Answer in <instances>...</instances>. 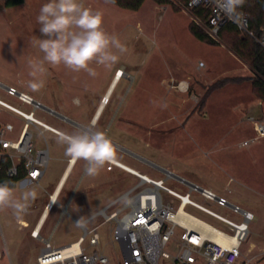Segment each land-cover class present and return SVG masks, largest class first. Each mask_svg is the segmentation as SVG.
Listing matches in <instances>:
<instances>
[{
    "label": "rangeland",
    "instance_id": "1",
    "mask_svg": "<svg viewBox=\"0 0 264 264\" xmlns=\"http://www.w3.org/2000/svg\"><path fill=\"white\" fill-rule=\"evenodd\" d=\"M47 2L23 0L7 7L5 0H0V82L15 86L48 109L88 124L85 112H93L96 107L92 105L97 106L101 98V103L105 101L116 70L123 67L125 75L113 86L106 106L105 117L111 116L100 128L112 142L130 152L115 148V160L153 179L165 180L166 186L181 194L189 191L177 181L166 179L147 163L150 161L252 212L257 219L249 224L242 251L249 255L252 245L254 253L264 249V138L241 146L255 136L249 117L264 119V99L258 97L253 87L250 66L232 51V44L243 37L234 32L221 34L215 45L199 41L190 32V26L195 25L192 13L179 0H170L167 5L146 1L137 12L105 0H82L86 7L103 13V29L118 37L126 52L117 53L119 61L110 68L92 62L89 66L96 71V76L83 70L73 72L63 64L53 67L45 63L47 71L40 77L44 87L33 92L27 86L33 79L29 75V61L43 57L34 40L46 38L40 33L36 18ZM75 98L80 100L78 106L73 103ZM0 99L25 113L33 111L36 119L60 131H78L61 123L57 116L42 108L34 109L1 89ZM0 121L11 122L16 128L24 123L20 116L1 106ZM29 132L35 150L48 147L50 161L41 185L17 183V187L37 191L29 212L17 218L11 209L0 211V264H36L44 243L32 239L30 232L64 169L63 161L69 158L65 155L66 145L57 143V135L44 131L42 136L33 126ZM78 165L81 173L85 172L79 184L82 188L95 175L87 174L86 161L80 160ZM105 166L96 176L106 186L110 200L121 197L138 183L135 176L118 169L107 173ZM79 181L80 177L72 184L70 181L59 197L60 204L67 205L68 195ZM85 191L82 190L79 200ZM16 195L19 196V191ZM162 195L167 200L168 195ZM191 196L231 221H242L229 208L200 195ZM121 206L122 202L108 214ZM185 210L215 228L226 230L225 224L212 217L191 207ZM18 220L30 226L20 228ZM76 220L79 218L73 204L67 213L56 206L42 236L51 238L56 248L75 242L84 234ZM93 225L98 226L100 236L96 251L107 256L109 264H119L121 252L114 243L115 222L99 219ZM83 247H88L87 242Z\"/></svg>",
    "mask_w": 264,
    "mask_h": 264
},
{
    "label": "built area",
    "instance_id": "2",
    "mask_svg": "<svg viewBox=\"0 0 264 264\" xmlns=\"http://www.w3.org/2000/svg\"><path fill=\"white\" fill-rule=\"evenodd\" d=\"M184 7L192 13L194 24L201 27L212 41L218 42L222 30L227 25H231L240 36L252 38L264 50V17L259 33L255 34L250 27V14L244 11L241 12L246 23L238 26L217 9L213 0H199V2L190 0ZM162 8L165 10L164 7ZM0 89L20 102L33 106L34 109L42 108L49 114L58 116L57 112L42 106L31 95L15 86H7L0 82ZM0 106L24 120L19 128L11 122L0 121V171L5 172L6 178L0 183L25 179L30 183L38 184L48 167L49 149L46 147L35 150L29 129L31 126L39 129L42 136L44 131L56 135L61 131L36 119L33 111L29 114L25 113L1 99ZM62 119L68 120L64 116ZM248 121L252 123L255 136L242 142V147L264 138V119L249 117ZM107 164V170L115 167L125 170L134 175L138 183L121 197L106 201L90 214L81 217L78 223L84 234L76 243L56 248L52 245L51 239H43L44 247L37 257L36 264H109L110 259L96 251L100 245V236L98 226L93 223L99 219L114 221L116 224L114 243L121 252L119 264H257L258 262L264 264V250L254 253L255 248L251 247L249 255H244L242 251V246L249 235V224L256 220L252 212L231 203L225 196L218 195L211 189L177 176L166 168L155 167L166 179H173L187 187L189 191L186 194L169 188L163 179H153L126 167L117 160ZM22 173L23 176L20 177ZM163 193L168 195L167 200L164 199ZM191 194L200 195L218 206L229 208L233 213L241 216L242 221L237 223L217 214L194 201ZM121 202L122 206L119 210L108 214ZM57 205V196L53 193L44 207L43 216L50 214ZM187 207L222 222L226 225V230L205 223L187 212L185 210ZM18 224L22 228L29 227L21 220ZM38 227L39 224L31 233L34 238L39 237ZM216 235L225 241H230V245L218 243L215 240ZM86 242L88 247L84 248ZM75 245L79 248H75ZM169 248H173L171 252Z\"/></svg>",
    "mask_w": 264,
    "mask_h": 264
},
{
    "label": "clouds",
    "instance_id": "3",
    "mask_svg": "<svg viewBox=\"0 0 264 264\" xmlns=\"http://www.w3.org/2000/svg\"><path fill=\"white\" fill-rule=\"evenodd\" d=\"M199 2V0H195ZM217 9L238 26L246 21L241 9L245 0H213ZM40 33L45 39L35 38L34 46L43 53L42 59L29 61L28 88L33 92L44 87L41 79L47 69L45 63L55 67L63 64L73 72L86 71L96 76V71L89 65L110 68L119 61L126 52L125 46L115 35L108 34L102 27L103 13L86 7L82 0H49L40 8L37 16ZM115 49L116 51H113ZM80 104L79 98L73 100ZM96 121L85 129L74 133L58 132L57 143L66 145L65 155L72 162H87L88 175H96L106 163H114L116 151L108 136L95 128ZM19 191V196L16 192ZM37 198V191L31 187H17L10 182L0 183V211L11 209L20 218L28 212L30 203ZM55 203V201H53Z\"/></svg>",
    "mask_w": 264,
    "mask_h": 264
},
{
    "label": "crops",
    "instance_id": "4",
    "mask_svg": "<svg viewBox=\"0 0 264 264\" xmlns=\"http://www.w3.org/2000/svg\"><path fill=\"white\" fill-rule=\"evenodd\" d=\"M123 70V67H120V68H118L117 70H116V72L118 71V70ZM119 82V81H118ZM117 83V82H116ZM116 83H114L113 85L111 84L110 85V87L108 88V91H109V89L112 87L113 88V86L116 84ZM111 88V89H112ZM108 93V92H107ZM107 95V94H106ZM102 99V98H101ZM101 99L99 100V102H98V105L97 106H94V105H92L93 107H96V109L93 111V112H89V111H87V112H85V121H87L88 122V124H82V123H80V122H78V121H76V120H74L70 115H62V114H60V113H58V114H60V115H62V116H64V117H66L68 120L67 121H63V119H62V117L61 116H57V118H58V120L60 119L61 120V123H63V124H69L70 126H72L73 128H75V129H77V130H81V129H85V128H87V127H89V125H91V122L93 121V120H95L96 121V124H95V128L93 129V130H99V131H102V130H100V128H101V126H103L104 125V121H105V119L106 120H109V118H110V116H111V114L109 115V116H107V114H106V117H105V112H106V110H107V108H106V106H107V104L106 105H103L102 103H101ZM109 102H110V99H109ZM88 103L89 104H93V102H90V100H88ZM95 104V103H94ZM97 114V115H96ZM83 117V116H82ZM105 117V118H104ZM56 129V128H55ZM58 130V129H57ZM60 131V130H59ZM54 134V133H53ZM56 135V134H55ZM113 143V145H114V147L115 148H118V149H121V150H123V151H125V152H128V153H130L129 151H127V150H125L124 148H122L121 146H119V145H117L116 143H114V142H112ZM132 154V153H131ZM134 155V154H133ZM136 156V155H135ZM138 157V156H137ZM144 160V159H143ZM49 161H50V150H49ZM79 161L80 160H78V161H76V162H72L71 161V159L70 158H67L66 160H64L63 162L65 163V166H64V169L60 172V176H59V178H58V181H57V184H56V186H55V188H54V190H53V192L52 193H50L49 194V196L50 195H52L53 193H56V196H57V200H58V205L57 206H60L62 209H63V211L64 212H68V207L71 205V204H73V209L75 210V212L77 213V215H78V218H79V220H76L77 221V223H78V221H80V218L81 217H85L86 215H88V214H90L95 208H98V207H100V205L102 204V203H104V202H106V201H112V200H110V197L108 196V191H107V188H106V186L104 185V183L99 179V177L98 176H93V177H91L89 180H88V182L82 187V188H79V184H80V182H81V180H82V178L84 177V174H85V172H83V173H81V171L82 170H80L79 169ZM146 161V160H145ZM147 163H149V165H151L152 166V168L153 169H155L156 170V166H158V167H161V166H159V165H157V164H155V163H152V162H150V161H147ZM48 165H49V163H48ZM107 163H106V166H105V171L107 172V173H112L115 169H118V170H120V171H123V172H125V173H127V174H129L130 176H133L134 177V175H132L131 173H129V172H127V171H125V170H122V169H119V168H113L112 170H107ZM125 165V164H124ZM126 167H128V168H130V169H132V170H135V169H133V168H131V167H129V166H127V165H125ZM48 168V167H47ZM161 168H163V167H161ZM135 171H137V170H135ZM139 173H142V172H140V171H138ZM45 174H46V171H45V173H44V175H43V177L41 178V180L39 181V183L38 184H36V185H41V183H42V181L44 180V178H45ZM82 174V175H81ZM142 174H144V173H142ZM144 175H147V174H144ZM148 176V175H147ZM76 177L78 178V177H80V181H79V183H78V185L76 186V188L74 189V191L71 193V194H69L68 195V197H69V199H68V202H67V205H62V204H60L59 203V197L63 194V192H64V190H65V188H66V186L70 183V181H72L70 184H72L73 183V181L76 179ZM20 181H22L25 185L26 184H28V183H30L29 181H27V180H25V179H21V180H18V181H16V185H17V183L18 182H20ZM33 184V183H32ZM79 188V189H78ZM86 190L85 191V193H83L82 194V199H78V197H79V195H80V193L82 192V190ZM49 200V199H48ZM48 200L45 202V204H44V207H45V205H46V203L48 202ZM44 207H43V209H42V212H41V215H40V217H39V219L37 220V222L35 223V225H34V227H33V229L31 230V232H30V235H31V233H32V231L34 230V228L39 224V227H38V229H39V237L38 238H34L32 235H31V237H32V239H35V240H39L40 242L42 241L43 242V239H51V238H46V237H43L42 236V232H43V230H44V228H45V225H46V222L48 221V218L50 217V215L52 214V212L54 211H52L50 214H47V215H44L43 216V212H44ZM55 209V208H54ZM28 212H29V210H28ZM27 212V213H28ZM256 219H257V217H256ZM19 221V220H18ZM25 222V221H24ZM27 223V222H26ZM28 224V223H27ZM29 225V224H28ZM78 225L80 226V224L78 223ZM30 226V225H29ZM81 227V226H80ZM21 228V227H20ZM82 237V236H81ZM80 238V237H79ZM79 240V239H78ZM77 240V241H78ZM77 241H75V242H71V243H69V244H67V245H71V244H73V243H76ZM44 243V242H43ZM66 245V246H67ZM64 247V246H63ZM252 247H254L253 245H252ZM255 248V247H254ZM260 250H264V249H260Z\"/></svg>",
    "mask_w": 264,
    "mask_h": 264
},
{
    "label": "trees",
    "instance_id": "5",
    "mask_svg": "<svg viewBox=\"0 0 264 264\" xmlns=\"http://www.w3.org/2000/svg\"><path fill=\"white\" fill-rule=\"evenodd\" d=\"M23 0H5V6L12 7L18 5ZM115 6L137 12L139 11L146 1H151L157 5H167L170 0H105ZM185 5L190 0H179ZM239 11H244L250 14V27L255 32L259 33L260 26L264 17V0H245V3ZM191 34L201 42H205L209 45H215L214 41L209 39L207 35L202 32L196 25L190 26ZM237 33L233 26L227 25L221 32L222 35H231ZM232 51L234 54L245 61L253 73V87L258 94L259 98L264 99V50L258 45V43L252 38L245 37L236 39L232 44ZM217 83L214 86H216ZM23 176V173L20 177ZM5 172L0 171V181H5ZM16 180H12L10 184L14 185Z\"/></svg>",
    "mask_w": 264,
    "mask_h": 264
},
{
    "label": "bare ground",
    "instance_id": "6",
    "mask_svg": "<svg viewBox=\"0 0 264 264\" xmlns=\"http://www.w3.org/2000/svg\"><path fill=\"white\" fill-rule=\"evenodd\" d=\"M118 71H119V73L115 76V78H114V80H113V82H112V85H113L114 83L120 81L121 78L125 75V73L123 72L122 69H121V70H118ZM111 88H112V87H111ZM111 88L109 89V91H108V93H107V95H106V97H105V98H106L105 101L102 103L103 105H106V104H108V102H109L110 93H111V91H112ZM96 115H97V114H96ZM215 240H216L218 243L223 244V245H225V246H229V245H230V241H225V240H223L219 235H216V236H215ZM74 247H75V248H79L78 245H75Z\"/></svg>",
    "mask_w": 264,
    "mask_h": 264
},
{
    "label": "water",
    "instance_id": "7",
    "mask_svg": "<svg viewBox=\"0 0 264 264\" xmlns=\"http://www.w3.org/2000/svg\"><path fill=\"white\" fill-rule=\"evenodd\" d=\"M58 116H61V117H63L62 115H60V114H58Z\"/></svg>",
    "mask_w": 264,
    "mask_h": 264
}]
</instances>
